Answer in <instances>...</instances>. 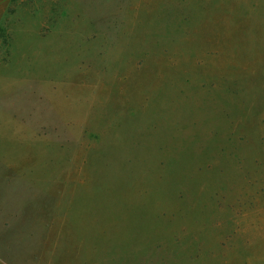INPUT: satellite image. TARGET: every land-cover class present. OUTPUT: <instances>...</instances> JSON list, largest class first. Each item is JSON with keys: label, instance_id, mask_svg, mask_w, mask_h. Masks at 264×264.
Segmentation results:
<instances>
[{"label": "rangeland", "instance_id": "1", "mask_svg": "<svg viewBox=\"0 0 264 264\" xmlns=\"http://www.w3.org/2000/svg\"><path fill=\"white\" fill-rule=\"evenodd\" d=\"M0 264H264V0H10Z\"/></svg>", "mask_w": 264, "mask_h": 264}, {"label": "crops", "instance_id": "2", "mask_svg": "<svg viewBox=\"0 0 264 264\" xmlns=\"http://www.w3.org/2000/svg\"><path fill=\"white\" fill-rule=\"evenodd\" d=\"M10 7V0H0V26L4 22Z\"/></svg>", "mask_w": 264, "mask_h": 264}]
</instances>
